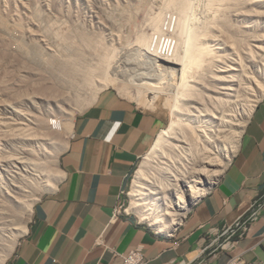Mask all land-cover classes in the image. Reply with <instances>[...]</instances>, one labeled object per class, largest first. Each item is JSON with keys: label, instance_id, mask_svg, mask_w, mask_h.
<instances>
[{"label": "rangeland", "instance_id": "obj_1", "mask_svg": "<svg viewBox=\"0 0 264 264\" xmlns=\"http://www.w3.org/2000/svg\"><path fill=\"white\" fill-rule=\"evenodd\" d=\"M183 1L188 6H190L189 3L193 6L189 10L192 8L191 10L194 13H191L193 14L191 17H195L196 20L194 21L195 18L193 19L194 25L191 22L192 19L189 20V25L192 23L191 25L198 27L195 26L198 25L196 23L200 25L203 22L202 31L205 34L201 32V38L205 39L207 44L214 46L216 52L218 48V53L215 52L217 57L218 54L220 57L224 56L225 53L230 54L229 48H224L222 41L220 42L219 40H223V35L225 36L226 31L231 33L229 34L230 36L234 35V28L235 31L239 29L238 31H241L246 36L251 34L250 38L254 35H264V17H262L264 14L262 16L258 14L259 11L264 10V6H255L252 0H213V3L208 2L210 0H207V3L206 0ZM214 2L217 3L215 4ZM209 3H211V6ZM239 5L242 6L240 7ZM171 6L170 0H0V264L2 263V258H5L2 264H5L14 252L20 238L25 233L18 234V231L23 225L28 226L36 202L52 190L46 184L54 182L56 179L59 181L61 175L60 155L66 147L77 117L107 88H114L120 91L122 95L140 102L138 97L146 92L143 91V89L146 90V87H138L139 85L136 86L135 82L130 81L133 83L131 84L129 80L137 77L140 80L150 79L163 82L159 83L160 87L164 85L163 88H159L162 90L161 93L158 90L160 93L158 98H153V93L147 92L148 94L145 93V95H148L146 103L140 102V104L149 105V103H153L154 105L149 106L162 111L167 117L164 128L172 122L177 123L182 118L192 120V122L189 120L185 121L190 123V125L193 123L192 126L195 125L194 127L197 126L196 128H198L195 132L199 136L198 139L195 137L196 143L194 147L196 148H206L205 144H208L206 139H209L206 134L208 130H212V135L229 133L230 137L228 136L227 138L226 136L224 141V144L226 142L225 146L210 144L213 148L209 156L214 163L206 162L205 160L202 164H198V158L200 156L203 157L201 152L190 153L188 149L190 141H186L188 144L182 142V158L177 160L179 163V178L171 180V183L165 187L167 198L171 201L169 207V211L172 214L171 217H173V214L177 217V214L181 211L180 206L183 201L176 194L177 191L188 198L189 190L191 191V183L194 184L199 179H202V176H199L201 170L196 169L202 165L210 167V169L213 166L212 168L215 170L221 167L219 165L221 162L225 163L227 161V147L228 143H231V134L233 132L231 131L230 134V130L238 131L242 128L244 131L251 116L245 118V110L254 102L253 100L257 98L260 91L255 82L248 84L245 80L236 78L233 88L241 87L239 91L240 97L236 99L232 95L225 96L222 103L215 106L212 101L219 99L216 96H219L217 91L221 92L220 87L214 86L216 87L214 90L216 94H214V91H210L212 87L204 83L207 81L198 80L200 84L198 81L195 84L199 87L198 91L201 90L200 92L203 93L198 92L201 96L203 95V99L198 100L195 98L198 93L195 92L197 89L194 87L195 90L191 91L193 95L189 94V98L185 96L188 99L183 96V101L181 98L182 102L179 100L181 104H178V100L175 99L176 94L178 93V96L182 97L181 92L184 88L182 86L178 88L176 74L165 68L155 69L151 63L152 60L147 55V46L139 42L140 36L144 35L147 37L148 43L152 44L150 47L153 50L155 48V50L158 49V51L166 53L165 56L167 54L171 56L173 51L179 50L181 47V33L179 34V32L182 28L179 25L182 24L184 15L182 16L183 12L181 10H179L181 14L177 12L179 8ZM258 15L263 19L260 20L261 18ZM225 19L230 20H228L230 22L228 26L225 23ZM214 27L216 28L214 29ZM210 28H212L210 31L213 33L209 31ZM220 30H224L222 35H220ZM206 31L211 34L206 33ZM215 31L220 34H214ZM64 34H67V37H63L67 39L66 43L65 39L60 38V35ZM207 34L210 37L214 34L215 38L220 35L221 38L214 39V36H212V39ZM204 35L206 36L205 38ZM229 35L228 33L226 34V39H229ZM179 38L180 40L178 41ZM248 40L250 44L254 45L252 43L254 42L253 40L252 42L250 39ZM68 42L71 45H75L73 49L77 50L80 57L73 54L75 51L72 50L71 46L72 52L70 51ZM181 51L182 48L180 53ZM69 55H71L73 62H76L78 57H83V62L78 63L79 60L82 61L81 58L77 61L78 64H75L78 67H74L78 77L76 75L77 79L75 78V81L73 79L75 76L72 77L73 83L68 75L70 70L67 72L69 67L66 61L70 60ZM262 57L259 55L255 57L257 64L254 63L255 61L245 62L243 73L246 70L254 71L253 73L257 78L256 81L264 86V70H262L264 68V58ZM116 60L125 76L122 73L114 74L113 64ZM62 65H64V69L68 68L64 70ZM97 66H100V68L95 74L89 75L87 73L90 67L95 68ZM80 68L87 72H83ZM204 68H201V70L204 71ZM206 68L205 70L207 71ZM201 70L200 72H202ZM61 71L62 73H60ZM192 72H195V70ZM63 74L64 76H62ZM80 77H83L84 81ZM85 77L89 82L85 81ZM206 77L202 78L207 79ZM102 78L103 80L101 81ZM112 79L113 81H111ZM76 80L77 82H83H78V84ZM190 80H193V78H190ZM203 83L207 87H204ZM192 84L194 85V82ZM251 84H254L255 87ZM246 85L250 86L247 91L243 88ZM145 95H142V97H146ZM262 97L259 99L261 100ZM259 101L255 102L253 109ZM183 102L184 106H187V102L189 106H192L184 110L180 108L181 106L183 107ZM177 105H180L179 109H183V111H180L183 114H181L182 116H184V111H188L185 112V116L188 115L187 117H182L179 115L180 113H177ZM18 109L20 110L18 111L19 113L17 112ZM225 109H227V113L231 112L233 115L231 124L222 122ZM183 120L182 123L185 122ZM243 120L244 126L238 128ZM177 133H180V130ZM180 136L171 139L176 142L178 138H181ZM207 141L210 142V140ZM227 141L230 142L227 143ZM154 143L138 159L132 171L122 210L153 231L166 234L167 232L159 230L149 219H146L148 207L143 203L145 202L144 200L143 202L141 201L142 197L139 196L138 202H134V191L140 174L149 170L150 167L154 169V167L157 168L161 165L160 154H162L161 148H164V146L159 149L161 153H158L154 161L149 163ZM171 150L173 151V147ZM172 161L169 162L171 163ZM153 169L150 172L156 173V169ZM170 188H173V195L169 192ZM8 193L12 194L11 198ZM171 217H168V219Z\"/></svg>", "mask_w": 264, "mask_h": 264}, {"label": "crops", "instance_id": "obj_2", "mask_svg": "<svg viewBox=\"0 0 264 264\" xmlns=\"http://www.w3.org/2000/svg\"><path fill=\"white\" fill-rule=\"evenodd\" d=\"M166 122L157 108L114 88L102 91L77 117L60 155V179L34 205L5 264H119L120 254L138 246L148 264H264V96L218 182L177 229L161 234L116 211ZM256 203L257 217L242 235L224 234Z\"/></svg>", "mask_w": 264, "mask_h": 264}, {"label": "bare ground", "instance_id": "obj_3", "mask_svg": "<svg viewBox=\"0 0 264 264\" xmlns=\"http://www.w3.org/2000/svg\"><path fill=\"white\" fill-rule=\"evenodd\" d=\"M215 1V0H214ZM250 1V0H249ZM253 2V4L255 5V6H259V7H263L264 6V0H252ZM169 2V1H168ZM170 2H171V5L173 6V7H176V8H179L178 10H177V12L178 13H180L179 12V10H181V12H183L182 13V16H183V18H182V20H183V22H182V24L181 25H179V27L181 28L180 29V32H179V34L181 35V40H180V38L178 39V41L180 40V48H179V50L177 51V50H175V51H173V55H171V56H168V54H167V56H165L166 55V53L164 54V53H162V52H160V50L158 51V49L157 50H155V48H154V50H153V48H151L150 46L152 45V44H150V43H148V40H147V37H145L144 35L143 36H140V38H139V42L142 44V45H144V46H147V48H146V52H147V55H148V57L152 60H150L151 61V63L154 65V67H155V69L156 68H162V69H166V70H168V71H173L175 74H176V76H177V79H178V81H176L177 83H178V88L180 87L181 88V86L184 88V90L181 92V96L182 97H179L178 96V93L176 94V98H175V96H174V98L175 99H177L178 100V104H181V102L183 101V96L185 97V96H187L188 97V95L189 94H191V95H193L192 93H191V91H194L195 90V88L197 89V91H195V92H200V91H198V86L196 85L197 84V81L198 80H202V81H207V82H204V83H206L207 84V86H210V87H212V88H210V91L212 92V91H214L215 90V88L216 87H214L215 85L218 87H220V89H221V92L219 93L218 91H217V94L219 95V96H216L217 98H219V99H217V101H212V103H215V106H218L219 104H221L222 103V101L224 100V97L225 96H229V95H232V96H234L236 99H238L239 97H240V93H239V91H240V89H241V87H239V88H233V85L236 83V78H239L240 80H245L246 81V83H254L255 82V84L257 85V88H258V90L260 91V93H259V95L257 96V98L255 99V100H253L254 102L252 103V104H250V106H249V108H247V110H245V118L247 117V116H250L251 115V112H252V110H253V106L255 105V102H257V101H259L260 99V97H262V96H264V86L263 85H260L259 83H258V81H256V77H255V74L252 72V70H246L244 73H243V69H244V67H245V62H254L255 61V57L257 56V55H259V56H263L264 55V35L262 34V35H252L253 37H251L250 38V35H245L244 33H242L241 31H238L239 29H237V31H235V28H234V35H232V36H230L229 34H231V33H229L228 31H226V34L228 33V38L229 39H226V34H225V36L223 35V40L222 39H219L220 40V42L222 41V44L224 45V48H229V51H230V54H227V53H225V54H227V55H225L224 54V56H222L221 54V56L222 57H220L219 56V54H218V57H217V54L215 55V48H214V46L212 47V45H210L209 43L207 44L206 43V40H205V42H204V40H203V38H201V36H202V34H201V32H203L202 30V23L203 22H201V26L199 25V23H196V24H198V25H195V26H198V27H194L193 25H194V22H193V19L195 18V17H191V15H193V14H191V13H194V12H192V8L189 10V8L190 7H193L192 5H191V3H189V5L190 6H188V4L186 3V2H184L183 0H170ZM208 2H211V3H213V0H210V1H208ZM206 3H207V0H206ZM211 3H209L210 4V6H211ZM215 3V2H214ZM217 3V2H216ZM215 3V4H216ZM241 3V2H240ZM170 4V3H169ZM252 5V4H251ZM263 5V6H262ZM171 6V7H172ZM210 6H209V8H210ZM214 6V5H213ZM240 6V5H239ZM242 6V5H241ZM240 6V7H241ZM258 7V8H259ZM208 8V9H209ZM215 8V7H214ZM244 8V7H243ZM219 9V8H218ZM223 9V8H222ZM240 9V8H239ZM249 9V8H248ZM251 9V8H250ZM254 9V8H253ZM257 9V8H256ZM255 9V10H256ZM210 10V9H209ZM213 10V9H212ZM241 10V9H240ZM260 10V9H259ZM220 11V10H219ZM250 11V10H249ZM214 12H216V11H214ZM241 12H243L242 10H241ZM240 12V13H241ZM258 12V11H257ZM181 14V13H180ZM179 14V15H180ZM220 14V13H219ZM248 14V13H247ZM252 14V13H251ZM260 16H262L263 14H264V10L262 9V11H259V13H258ZM213 15H214V13H213ZM250 15V14H249ZM254 15V14H253ZM256 15V14H255ZM258 15V16H259ZM158 16V15H157ZM156 16V17H157ZM181 16V15H180ZM259 16V18H261ZM155 17V18H156ZM160 17V16H159ZM219 17V16H218ZM248 17V16H247ZM262 17H264V16H262ZM158 18V17H157ZM180 18V17H179ZM222 18V17H221ZM224 18H226V17H224ZM162 19V18H161ZM164 19V18H163ZM192 19V20H191ZM255 19V18H254ZM263 18H261L260 20H262ZM154 20V19H153ZM160 20V19H159ZM159 20H157V21H159ZM181 20V19H180ZM179 20V21H180ZM189 20H191V22L193 23V25H189ZM196 20V18L194 19V21ZM224 20V19H223ZM229 20V19H228ZM227 19H225V23L227 24V26H228V24H230V20L228 21ZM252 20V19H251ZM155 21V20H154ZM264 21V20H263ZM262 21V22H263ZM223 22V21H222ZM256 22V21H255ZM258 22V21H257ZM176 23H177V21H176ZM180 23V22H179ZM260 23V22H259ZM222 24V23H221ZM224 24V23H223ZM238 25V24H237ZM257 25V24H256ZM156 26V25H155ZM158 26V25H157ZM214 26V25H213ZM216 26V25H215ZM250 26V25H249ZM255 26V25H254ZM178 27V28H179ZM191 27H193V28H191ZM212 27V26H211ZM218 27H220V26H218ZM218 27H217V29H218ZM231 27V26H230ZM241 27V26H240ZM248 27V26H247ZM216 27H214V29H215ZM221 28V27H220ZM219 28V29H220ZM243 28H245L244 26H243ZM51 29V28H50ZM160 29V28H159ZM193 29V30H192ZM228 29H230V28H228ZM246 29V28H245ZM253 29V28H252ZM210 30H212V28H210L209 29V31ZM240 30H241V28H240ZM257 30V29H256ZM259 30V29H258ZM214 31V30H213ZM219 31V30H218ZM218 31H215L214 32V34L216 33V35L217 34H220V33H217ZM224 31V30H223ZM222 30H220V32H221V34L220 35H222L223 32ZM230 31H232V30H230ZM251 31V30H250ZM160 32V31H159ZM208 31H206V33H207ZM211 33H213L212 31H210ZM210 32H208V33H210ZM232 32V33H233ZM244 32V31H243ZM247 32H249V31H247ZM176 33V32H175ZM204 34H205V32H203ZM210 33V34H211ZM58 34V33H57ZM214 34L213 35H211V37L210 38H212V36H214ZM256 34H257V32H256ZM67 35V34H66ZM65 34L64 35H60V38H63V37H67ZM180 35H179V37H180ZM220 35L219 36H217V38H215V36H214V39H218V37H220ZM62 36V37H61ZM207 36V37H208ZM18 37V36H17ZM206 36L204 35V38H205ZM221 38V37H220ZM59 39V38H58ZM63 39H65V38H63ZM213 39V38H212ZM248 39H250L251 40V42H252V40L254 41V42H252L254 45H252V44H250L249 43V40ZM61 40V39H60ZM211 40V39H210ZM152 41V40H151ZM216 41V40H215ZM214 41V42H215ZM229 41V43L231 44H229V43H227V42ZM67 42V39H65V43ZM69 43V42H68ZM179 43V42H178ZM216 43H217V41H216ZM70 44V43H69ZM219 44V43H218ZM217 44V45H218ZM177 45V44H176ZM213 45H214V43H213ZM216 45V44H215ZM220 45H221V43H220ZM40 46V45H39ZM67 46V45H66ZM69 46V48H70V46L72 47V50H74L75 51V49H73V46H74V48H75V45H68ZM176 47V46H175ZM212 47V48H211ZM223 47V46H222ZM34 48V47H33ZM67 48V47H66ZM78 48V47H77ZM153 50H151V49ZM181 48H182V51H181V53H180V50H181ZM216 48H217V46H216ZM220 48V47H219ZM214 50V51H213ZM224 50V49H223ZM70 51H71V48H70ZM73 51V52H74ZM35 52V51H34ZM72 52V51H71ZM76 52V53H75ZM73 54H75V55H77V56H79L78 55V53H77V50L75 51ZM175 52V53H174ZM212 52H214V54H212ZM220 52V51H219ZM31 53V52H30ZM69 53V52H68ZM67 53V54H68ZM170 53V52H169ZM216 53H218V48H217V52ZM22 55H23V53H22ZM35 55V54H34ZM65 55V54H64ZM72 55V54H71ZM71 55H69L68 57H70V60L69 61H66L68 64V67L70 68H68V67H66L65 69L63 68V66L65 65H62V68L64 69V70H66L67 68V72H69V70H70V74L68 73V75H69V77H70V80L72 79V77H74L73 79H74V81H75V78L77 79V77H78V75H77V72H76V69H74V67H76V65L78 64V63H81V62H83V57H81L82 58V61H80L79 59H81V58H79L78 57V60H79V62L77 63V61L78 60H76V62L74 61L73 62V60H71ZM232 55V56H231ZM33 57V56H32ZM262 58H264V57H262ZM258 59V58H257ZM40 60V59H39ZM85 60V59H84ZM50 61V60H49ZM44 62V61H43ZM64 62V61H63ZM206 62H208L207 64H206ZM229 63H231V64H229ZM255 64H257L256 63V61L254 62ZM63 64V63H62ZM76 64V65H75ZM260 65V64H259ZM262 65V64H261ZM50 66V65H49ZM80 66H82V65H80ZM208 67V68H206V67ZM263 66V65H262ZM58 67V66H57ZM60 67H61V65H60ZM110 67V66H109ZM207 69V71L205 70V68ZM56 68V67H55ZM61 68V69H62ZM76 68H78V67H76ZM100 68V66H97V67H95V68H92V67H90V69H88L87 71H83L81 68H80V70H82L83 72H87L89 75H93V74H95L96 72H97V70ZM201 68H204V71H202L201 70ZM60 69V68H59ZM166 70H164V71H166ZM193 70H195V72H192ZM196 70H197V72H196ZM200 70L202 71V72H200ZM262 70H264V68L262 69ZM77 71L79 72V70L77 69ZM199 71V72H198ZM208 72V73H206V72ZM59 72V71H58ZM66 72V73H67ZM113 72H114V74H118V73H122V71L120 70V65L118 64V61L116 60L115 61V63L113 64ZM257 72H258V70H257ZM257 72H255L256 74H257ZM261 72V71H260ZM60 73H62V71L60 72ZM143 73H145V72H143ZM199 73V74H198ZM205 73L207 74V77H206V75H205ZM243 73V74H242ZM53 74V73H52ZM65 74V73H64ZM64 74L62 75V76H64ZM169 74H171L170 72H169ZM68 75H66L67 77H68ZM76 75H77V77H76ZM122 75L123 76H125V74L124 73H122ZM198 75V76H197ZM200 75V76H199ZM241 75V76H240ZM258 75V74H257ZM107 76V75H106ZM141 76H145V75H141ZM162 76V75H161ZM195 76V77H194ZM68 77V78H69ZM197 77V78H196ZM204 77H206L207 79H203ZM208 77H210V78H208ZM241 77V78H240ZM105 78V77H104ZM162 78V77H161ZM190 78H193V80H190ZM196 78V79H195ZM200 78H202V79H200ZM66 79V78H65ZM80 79H82L83 80V77H80ZM158 79V78H157ZM175 79V78H174ZM67 80V79H66ZM79 80V79H78ZM90 80H91V76H90ZM103 80V78L101 79V81ZM133 80V81H132ZM132 80H129V82L131 81V82H135L134 84H136V86L137 85H139L138 87H140V86H142V87H146V90L145 89H143V91L145 92V93H153V98H158V96H159V94L162 92V90H160L161 88H163V85L160 87L159 86V83H163V82H160V81H152V80H150V79H147V80H140V79H138L137 77L136 78H134V79H132ZM43 81V80H42ZM72 81V83H73V80H71ZM84 81V80H83ZM83 81H81V82H79V83H82ZM85 81H88L87 79H86V77H85ZM100 81V80H99ZM111 81H113V79L111 80ZM63 82V81H62ZM68 82H69V79H68ZM76 82H77V80H76ZM77 82V83H78ZM89 82V81H88ZM130 82V83H131ZM191 82V83H190ZM194 82V85L192 84ZM260 82V81H259ZM72 83H70V84H72ZM76 83V84H77ZM78 83V84H79ZM196 83V84H195ZM198 83H199V81H198ZM203 83V86L204 87H207L205 84ZM53 84V83H52ZM77 84V85H78ZM131 84H133V83H131ZM200 84V83H199ZM73 85V84H72ZM74 85H75V83H74ZM76 85V86H77ZM173 85V84H172ZM175 85H176V83H175ZM197 87H196V86ZM252 85V84H251ZM200 86V85H199ZM253 87H255L254 86V84L252 85ZM67 87V86H66ZM69 87H70V85H69ZM75 87V86H74ZM195 87V88H194ZM75 88H77V87H75ZM160 88V89H159ZM174 88V87H173ZM246 91L248 90V89H250V86H248V85H246V86H244L243 87ZM193 89V90H192ZM218 89V88H217ZM44 90V89H43ZM139 90V89H138ZM160 91V93H159V91ZM140 91V90H139ZM179 91V90H178ZM235 91H236V93H235ZM257 91V90H256ZM258 91V92H259ZM56 92V91H55ZM73 93V92H72ZM137 93H138V91H137ZM141 93V92H140ZM143 93V92H142ZM145 93H143L142 95L144 96L145 95ZM147 93V94H148ZM172 93V92H171ZM175 93V92H174ZM194 93V92H193ZM196 93V94H197ZM201 93V92H200ZM200 93H198L196 96H195V98L196 99H198V100H202L203 98H202V96L200 95ZM75 94V93H74ZM145 95L146 97H142V95H139V97H138V99H139V101L140 102H143V103H146L145 101L147 100V97H148V95ZM201 94H203V93H201ZM212 94V93H211ZM214 94H216V91H214ZM213 94V95H214ZM47 95V94H46ZM138 95V94H137ZM190 95V96H191ZM209 95V94H208ZM257 95V94H256ZM66 96V95H65ZM207 96V95H206ZM210 96V95H209ZM64 97V96H63ZM68 97V96H67ZM187 97H185L186 99H188ZM47 98V97H46ZM180 98V99H179ZM181 98H182V101H181ZM184 98V99H185ZM191 98V97H190ZM195 98H193L194 100H196ZM200 98V99H199ZM202 98V99H201ZM56 99V98H55ZM66 99H68V98H66ZM192 99V100H193ZM216 99V98H215ZM259 99V100H258ZM64 100V99H63ZM179 100L181 101V102H179ZM190 100V99H189ZM185 101H188V100H185ZM205 102H206V100H204ZM204 101H203V103H204ZM147 102H151V101H147ZM189 102V101H188ZM188 102H187V106H184L185 104H184V102L182 103V105H183V107L181 106L180 107V105H177V107H178V109L176 110L177 111V113L180 115V116H182L183 114L180 112V111H183V109L184 110H187L188 109V107H190V106H192V105H188ZM194 102V101H193ZM200 102V101H199ZM198 102V103H199ZM26 103V102H25ZM207 103V102H206ZM205 103V104H206ZM251 103V102H250ZM29 104V103H28ZM190 104V103H189ZM149 105H154L153 103H149ZM203 106H204V104H203ZM230 106V105H229ZM179 107L180 108H183L182 110L181 109H179ZM236 107V106H235ZM234 108V107H233ZM21 109V108H20ZM231 109V108H230ZM229 109V110H230ZM226 110L227 109H225L224 111H223V117H222V122H224L225 124H231L232 123V120H233V115H232V113L231 112H226ZM16 111V110H15ZM18 111H20L19 109L17 110V112ZM25 111V110H24ZM24 111H22V112H24ZM185 112H188V111H184V116H182V117H187V116H185L186 115V113ZM16 113V112H15ZM19 113V112H18ZM213 113H214V111H213ZM25 114V113H24ZM182 114V115H181ZM17 115V114H16ZM19 116V115H18ZM189 117H190V115H189ZM20 118V117H19ZM190 118H192V117H190ZM184 118H182V120H183ZM19 120V119H18ZM182 120L180 119L177 123H175V122H172L169 126H167L166 128H164V129H162L161 131H160V133L157 135V137H156V140H155V143H154V146H153V148H152V152H151V154H150V157H149V163H152L153 161H154V158L158 155V153L160 154L161 153V150H160V152H159V149L162 147V146H164V148H161L162 149V154H160V156H161V165L160 166H156L157 168H155L154 167V169H156L155 171H156V173H154V172H150V171H152L151 169H153V167H150V169L149 170H147V171H143L141 174H140V176H139V180H138V184L136 185V187H135V191H134V202H138L137 200H139V196L140 197H142V202H143V200L145 201V202H143V203H145L146 205H147V209H148V213H146V219H149L151 222H152V224H154L155 225V227H157L159 230H161V231H163V232H167V233H170V232H172V231H174L175 229H177L178 228V226L184 221V219L186 218V216H187V214L192 210V208L200 201V199L205 195V194H207L213 187H214V185L218 182V180H219V178L221 177V175L224 173V171H225V169L228 167V165L230 164V162H231V160H232V158H233V155H234V153H236V151L238 150V147H239V143H240V138H241V135H242V132H243V130H242V128L240 129V130H238V131H235V130H230V134H231V131H233L232 132V136H231V143H228V142H230V141H227V143L229 144L228 145V147H227V156H228V158H227V161L225 162V163H223V162H221L219 165L221 166L220 168H217V169H213L212 167H211V169H210V167H207V166H202L201 165V167L200 168H198V169H196V170H201V173H200V175L199 176H202V179H199L197 182H195L194 184H192L191 183V191L189 190V193H188V198H186V196L184 195H181V193H179L176 189V191H177V195H178V197L181 199V201H183L182 202V204H181V206H180V208H181V211H180V213H178L177 214V217H176V215L175 214H173V217H171V212L169 211V207H170V204H171V201L170 200H168V198H167V194L165 193V187L169 184V183H171V180H175V179H178L179 178V175L180 174H178V172H179V163H178V159H181L182 157V152H183V148H182V142H184V143H187L188 144V142H186V141H190L189 142V146H188V149H189V151H190V153H194V152H198L199 153V151L201 152V155L203 156V157H199L198 158V160H197V163L198 164H202L203 162H205V160H206V162H210V163H214L211 159H210V156H209V154L211 153V149L213 148V147H211V145L210 144H212V145H216V144H219V146H225V144H226V142H225V144H224V141H225V138H226V136H227V138H228V132H225V133H219V134H214V135H212V130L211 131H207L206 132V134H207V136H209V139H206V143H208L209 144V146H208V144H205V147L206 148H204V147H202V148H196V147H194L195 146V137L198 139V134H196L195 132L198 130V128H196V127H194V126H192L193 125V123L190 125V123H188V122H186L185 120H187V118L186 119H184L183 121H185L184 123H182ZM188 120H189V118H188ZM187 120V121H188ZM190 121V120H189ZM190 122H192V120L190 121ZM242 126H244V120L242 121V123L238 126V128H240V127H242ZM180 130V133H177L178 131ZM176 133H177V136H176ZM181 135V136H180ZM186 135V136H185ZM197 135V136H196ZM181 137V138H178L177 140H176V142L175 141H173L171 138H174V137ZM182 137H184V138H182ZM186 137H188V138H186ZM230 137V136H229ZM186 139V140H185ZM207 140H210V142L209 141H207ZM178 141V142H177ZM166 145V146H165ZM173 147V151L171 150V148ZM29 151V150H28ZM172 153H173V155H172ZM172 155V156H171ZM172 158V160H170ZM169 161H172L171 163L169 162ZM218 164V163H217ZM153 169V170H154ZM167 170V171H166ZM194 171V170H193ZM207 175V177H206V175ZM56 175V174H55ZM198 176V177H199ZM147 181H149V183H147ZM31 182V181H30ZM57 182H58V179H56V181H54V182H50V183H48V184H46V185H48L49 186V188H53L56 184H57ZM190 183V182H189ZM146 185H147V187H146ZM169 187H171V186H169ZM172 189L173 188H170V190H169V192H170V194H172L173 195V191H172ZM174 190V191H175ZM23 191V190H22ZM169 194V195H170ZM12 194L11 193H8V196L11 198L12 196H11ZM142 195V196H141ZM9 199V198H8ZM141 199V198H140ZM179 199V200H180ZM10 200V199H9ZM179 200H178V202H179ZM11 201V200H10ZM25 202V201H24ZM20 203V202H19ZM136 204V203H135ZM180 204V203H179ZM143 206V205H142ZM9 207V206H8ZM145 211V210H144ZM175 215V216H174ZM168 217H171L170 219H168ZM26 225H23L21 228H20V231H18L19 233L18 234H21V233H24L25 232V230H26ZM1 228H3L2 226H1ZM5 260V258H2V263H3V261ZM1 263V264H2Z\"/></svg>", "mask_w": 264, "mask_h": 264}, {"label": "built area", "instance_id": "obj_4", "mask_svg": "<svg viewBox=\"0 0 264 264\" xmlns=\"http://www.w3.org/2000/svg\"><path fill=\"white\" fill-rule=\"evenodd\" d=\"M257 205H258L257 203L254 204L250 213L246 215L245 217H242V219H240L233 227H230L229 229H227L226 232H224V234H229V237L234 236L236 234L242 235L243 231L247 228L248 224L252 220L256 219L257 214H258ZM122 209H123V206L118 207L116 214L122 213L123 212ZM219 245L223 246L222 243H219ZM205 250L206 249H204V251ZM119 258H120L119 264H148V259L146 258V255L144 253L142 246L135 247L125 254H120ZM231 264H243V263L240 262L239 258H234L231 261Z\"/></svg>", "mask_w": 264, "mask_h": 264}]
</instances>
